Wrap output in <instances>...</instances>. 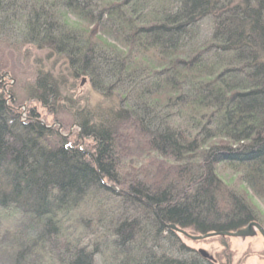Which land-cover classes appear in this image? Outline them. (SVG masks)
<instances>
[{
  "label": "trees",
  "instance_id": "obj_1",
  "mask_svg": "<svg viewBox=\"0 0 264 264\" xmlns=\"http://www.w3.org/2000/svg\"><path fill=\"white\" fill-rule=\"evenodd\" d=\"M0 43L63 60L38 67L27 97L68 113L94 143L89 155L34 109L19 116L0 85V218L15 219L9 230L0 219V264H214L166 225L207 233L255 221L264 0H0ZM83 76L104 100L63 93ZM122 160L136 171L128 179Z\"/></svg>",
  "mask_w": 264,
  "mask_h": 264
},
{
  "label": "rangeland",
  "instance_id": "obj_2",
  "mask_svg": "<svg viewBox=\"0 0 264 264\" xmlns=\"http://www.w3.org/2000/svg\"><path fill=\"white\" fill-rule=\"evenodd\" d=\"M204 29L205 27L201 28V30ZM201 35H204V31H202ZM56 61L59 63L63 62L61 58L56 56L48 58L46 49H38L32 45H25L16 50L10 48L5 43H0V85L7 97L6 102L11 108L15 109V112L19 113V116H23L24 118L28 117L30 111L34 109L38 114L40 122L44 123L47 127L54 129L59 135L67 137L72 145L83 148L86 153L91 155L94 143L91 139L80 138L79 136L78 138L76 137V132L78 130L80 133V129L78 125L73 122L68 113H52L39 102L30 100L27 97V85L33 81L34 72L38 67L49 69ZM5 73L8 74L6 77L3 76ZM64 90V94L70 95L73 99L79 100L82 105L86 103L93 105L98 101L104 100L102 99V96L94 90L89 78L85 76L79 77L75 80L73 87L67 85ZM129 137L132 138V141L138 140L137 135L134 133L129 135ZM52 139L53 140L50 142L51 146L52 143H58L59 137H53ZM129 156H133L132 159L136 157L134 156V152H132V154L129 153ZM140 157L142 160L143 156L141 155ZM117 168L119 175L123 176L125 179H128V177H131L136 173V171L133 170V167L130 166V164L128 166L127 162H124L123 160L118 163ZM219 174L223 179L228 181L229 186L236 192L250 193L240 177L231 172L230 169L220 166ZM146 180L148 182H153L152 179ZM165 182L166 180L159 178V181L156 182V184H164ZM256 200L257 199L255 198V201ZM256 202L259 205V208L256 211L255 221L264 229V204L259 201ZM88 204L90 208L96 209L94 201H90ZM1 216L2 218L0 219L2 225L6 230H9V228L14 225L15 219L9 218L5 215ZM181 229H184L189 234H205L198 233L190 227ZM178 234L181 235L180 233ZM180 237L186 246L197 251L199 255H201L200 253L204 254L206 259L214 264H264V239L257 231H255V235L245 238L213 236L201 240H191L183 235ZM97 261L99 263L101 259L98 258Z\"/></svg>",
  "mask_w": 264,
  "mask_h": 264
},
{
  "label": "water",
  "instance_id": "obj_3",
  "mask_svg": "<svg viewBox=\"0 0 264 264\" xmlns=\"http://www.w3.org/2000/svg\"><path fill=\"white\" fill-rule=\"evenodd\" d=\"M8 74L5 73L3 76H7ZM2 76V77H3ZM167 228L172 229L181 235L190 238L191 240H201L207 237H213V236H227V237H237V238H245L255 235V231H257L264 239V229L263 227L256 221H250L246 225L239 227L232 231H215V232H209L205 234H189L184 229L179 228L175 224H167Z\"/></svg>",
  "mask_w": 264,
  "mask_h": 264
}]
</instances>
